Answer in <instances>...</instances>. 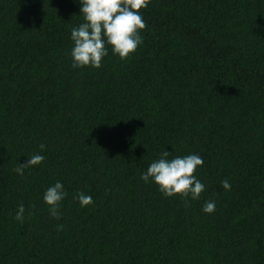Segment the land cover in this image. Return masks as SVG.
<instances>
[{"label": "trees", "instance_id": "trees-1", "mask_svg": "<svg viewBox=\"0 0 264 264\" xmlns=\"http://www.w3.org/2000/svg\"><path fill=\"white\" fill-rule=\"evenodd\" d=\"M139 11L133 53L73 68L76 0H0V264H264V0ZM164 150L203 158L199 199L141 179Z\"/></svg>", "mask_w": 264, "mask_h": 264}, {"label": "clouds", "instance_id": "clouds-1", "mask_svg": "<svg viewBox=\"0 0 264 264\" xmlns=\"http://www.w3.org/2000/svg\"><path fill=\"white\" fill-rule=\"evenodd\" d=\"M83 22L70 30V39L73 46L70 50L73 68L91 66L101 67L102 60L108 55L109 49L113 55L120 59L127 58L143 42L140 30L146 27V22L140 13L141 8H146L149 0H76ZM40 149L45 145L40 144ZM170 151L164 150L159 158L153 160L147 170L141 174L145 182L155 183L159 191L166 197L176 194L192 200L199 199L205 189L204 183L193 173L198 166L203 164V158L198 154L175 156L169 159ZM44 160L42 154L36 153L28 157L24 163L14 169L23 175L26 167L34 166ZM225 190L231 188L228 180H222ZM68 195L61 181H56L48 186L43 194V201L49 206V214L60 218V202ZM74 199L78 200L81 207L92 203V196L78 192ZM17 220H23L24 206H18ZM214 200L205 202L202 210L211 213L215 210ZM59 227V226H58Z\"/></svg>", "mask_w": 264, "mask_h": 264}]
</instances>
